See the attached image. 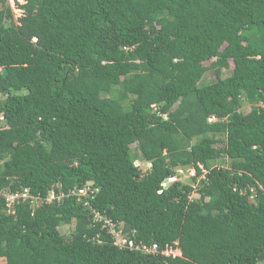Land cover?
Segmentation results:
<instances>
[{"label":"trees","instance_id":"1","mask_svg":"<svg viewBox=\"0 0 264 264\" xmlns=\"http://www.w3.org/2000/svg\"><path fill=\"white\" fill-rule=\"evenodd\" d=\"M16 6L14 20L0 0V190L65 196L9 213L0 195V258L264 262V0ZM212 59L216 80L200 84ZM94 211L159 253L115 246Z\"/></svg>","mask_w":264,"mask_h":264},{"label":"built area","instance_id":"2","mask_svg":"<svg viewBox=\"0 0 264 264\" xmlns=\"http://www.w3.org/2000/svg\"><path fill=\"white\" fill-rule=\"evenodd\" d=\"M4 119L3 114L0 112V122ZM209 120H211L209 118ZM150 166V164H148ZM178 178L176 175L169 176L166 181L162 183L163 187H166L169 183H172L176 181ZM87 188L78 189L77 191L72 190L70 193L76 194L78 198L80 196H85ZM0 195L4 197L5 205L7 208V212L14 213L15 211V205L23 202L28 203L30 207L33 209L34 207L39 206L41 203H51L52 200H60L62 197H64V193L56 194L53 190L48 191L47 195L45 197L40 196L39 194H34L30 188L25 187L21 190H17L14 192H9L6 190H0ZM94 218L96 221L102 222V226H106L108 229V232L113 237V244L119 248H129V249H135L139 250L143 253H159V250L157 248L156 244H145L142 241H139L138 243H135V241L132 239V237H128L127 234H125L122 229H116L115 224L109 219L101 215L99 212L94 211ZM162 254L166 256H176L180 254V250L178 248H174L171 245H167L164 247L163 250L160 251ZM258 264H264V262H260Z\"/></svg>","mask_w":264,"mask_h":264},{"label":"rangeland","instance_id":"3","mask_svg":"<svg viewBox=\"0 0 264 264\" xmlns=\"http://www.w3.org/2000/svg\"><path fill=\"white\" fill-rule=\"evenodd\" d=\"M8 2V6L12 12L13 15V19L16 20L22 13V10H20L19 8H17L16 3H23V0H7ZM204 66H205V72L204 75L200 81V84H205V83H209L212 82L214 80H216V75H215V69L217 67L215 59L212 60H208L206 62H204ZM233 68V64L231 61H229V66L228 68L222 69V73L221 76H226L230 73L231 69ZM250 107L248 104L243 105V107L241 108V110L243 112H247L249 111ZM134 146V145H133ZM141 168L143 170H146L148 168V163H143V162H137ZM180 175H176L178 180L180 181H185L187 182L189 180V177L194 175V170L191 168L189 170L186 171H182L180 170ZM197 184V183H196ZM196 194H194L193 196L195 197ZM73 222H71V224L69 226H61L60 230L62 231V233H65L67 236L69 234V232L73 229ZM0 264H6L4 262V260H2L0 258Z\"/></svg>","mask_w":264,"mask_h":264},{"label":"water","instance_id":"4","mask_svg":"<svg viewBox=\"0 0 264 264\" xmlns=\"http://www.w3.org/2000/svg\"><path fill=\"white\" fill-rule=\"evenodd\" d=\"M6 125V121L3 119L1 122H0V127H4Z\"/></svg>","mask_w":264,"mask_h":264}]
</instances>
